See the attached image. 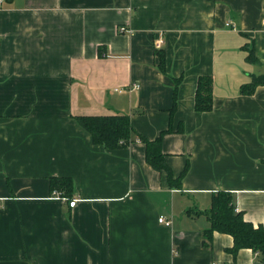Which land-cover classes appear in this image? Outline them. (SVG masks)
Returning a JSON list of instances; mask_svg holds the SVG:
<instances>
[{
  "label": "crops",
  "instance_id": "obj_1",
  "mask_svg": "<svg viewBox=\"0 0 264 264\" xmlns=\"http://www.w3.org/2000/svg\"><path fill=\"white\" fill-rule=\"evenodd\" d=\"M263 20L264 0H2L0 264H264L203 213L226 191L264 225V85L240 90ZM113 114L132 129L114 148L76 120ZM161 132L180 187L146 160Z\"/></svg>",
  "mask_w": 264,
  "mask_h": 264
},
{
  "label": "trees",
  "instance_id": "obj_2",
  "mask_svg": "<svg viewBox=\"0 0 264 264\" xmlns=\"http://www.w3.org/2000/svg\"><path fill=\"white\" fill-rule=\"evenodd\" d=\"M254 60L252 52L247 56ZM176 81V86L177 83ZM264 85V72L253 74L251 80L241 85V92L251 94L257 86ZM176 90V88H175ZM212 79L210 76H200L195 93V109L197 111H208L212 108ZM79 124L86 129L91 139L96 144L108 148L125 145L130 140L131 125L127 114L113 115H83L76 116ZM161 132L154 140L144 139L146 144V160L159 171L166 173V179L170 186L180 187L181 179L186 168L178 176H174L171 168L165 161L161 150ZM52 186H58L69 192L71 181L67 178L52 179ZM210 221L207 233L213 230L228 233L233 237V247L236 252L240 248H251L256 251L264 261V225L247 221L241 211L236 210L233 197L229 192L217 191L212 195L210 206L203 212Z\"/></svg>",
  "mask_w": 264,
  "mask_h": 264
},
{
  "label": "built area",
  "instance_id": "obj_3",
  "mask_svg": "<svg viewBox=\"0 0 264 264\" xmlns=\"http://www.w3.org/2000/svg\"><path fill=\"white\" fill-rule=\"evenodd\" d=\"M2 2V0H0V3ZM121 31H124L125 29L123 28V27H121V29H120ZM263 30H264V20H263ZM158 46H159V44H158ZM75 203H76V199H72V200H70L69 201V205L71 206V207H73L74 205H75ZM158 221L159 222H164L165 224H169V221L167 220H165L164 219V217H162V216H160L159 218H158Z\"/></svg>",
  "mask_w": 264,
  "mask_h": 264
}]
</instances>
